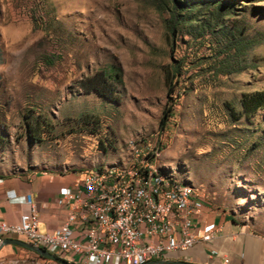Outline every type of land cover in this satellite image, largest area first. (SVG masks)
<instances>
[{
	"label": "rangeland",
	"instance_id": "obj_1",
	"mask_svg": "<svg viewBox=\"0 0 264 264\" xmlns=\"http://www.w3.org/2000/svg\"><path fill=\"white\" fill-rule=\"evenodd\" d=\"M181 1L0 0V175L129 163L150 143L165 175L264 235V108L242 102L264 91V0ZM110 66L120 101L80 86ZM3 249L0 264H58Z\"/></svg>",
	"mask_w": 264,
	"mask_h": 264
},
{
	"label": "built area",
	"instance_id": "obj_2",
	"mask_svg": "<svg viewBox=\"0 0 264 264\" xmlns=\"http://www.w3.org/2000/svg\"><path fill=\"white\" fill-rule=\"evenodd\" d=\"M130 148L129 163L79 171L60 189L55 202L70 213L55 230L43 233L40 206L31 194L21 196L29 209L18 223L0 218V242L15 235L75 264H160L185 259L222 232L206 218L203 189L160 169L159 148L136 141Z\"/></svg>",
	"mask_w": 264,
	"mask_h": 264
},
{
	"label": "crops",
	"instance_id": "obj_3",
	"mask_svg": "<svg viewBox=\"0 0 264 264\" xmlns=\"http://www.w3.org/2000/svg\"><path fill=\"white\" fill-rule=\"evenodd\" d=\"M76 173L35 171L30 174L0 175L3 179L0 182V218L18 223L21 214L29 209V205L22 202L20 197L31 194L40 206L41 222L46 229H57L67 220L70 207L58 205L55 199L62 187L72 185ZM205 215L209 221L221 225L223 230L210 242L190 249L185 259L198 263L264 264V235L212 206L206 208ZM6 246H10L11 250L18 248L16 245ZM213 250L218 255L213 256Z\"/></svg>",
	"mask_w": 264,
	"mask_h": 264
},
{
	"label": "trees",
	"instance_id": "obj_4",
	"mask_svg": "<svg viewBox=\"0 0 264 264\" xmlns=\"http://www.w3.org/2000/svg\"><path fill=\"white\" fill-rule=\"evenodd\" d=\"M170 1L176 6L182 3L181 0H170ZM121 82H122L121 70L116 68L115 66H110V67H105L103 69H99L96 73L86 76L84 79L80 81V86L85 92H97L109 100L120 101L121 95L118 90V87ZM173 92L174 89L170 85L168 93L173 94ZM242 102L245 107V112L253 113L258 109H262L264 108V91L245 93L243 95ZM173 107H174L173 102L169 101V103L164 108L159 123V127L161 130H164L166 128L169 118L172 115ZM26 250L30 252H34L29 249ZM34 253L37 254L42 259H47L45 257H42L36 252Z\"/></svg>",
	"mask_w": 264,
	"mask_h": 264
},
{
	"label": "water",
	"instance_id": "obj_5",
	"mask_svg": "<svg viewBox=\"0 0 264 264\" xmlns=\"http://www.w3.org/2000/svg\"><path fill=\"white\" fill-rule=\"evenodd\" d=\"M6 245H16V246H20V247L29 249L31 251L38 253L42 257H45L49 260H53L59 264H75L73 262L68 261L67 259H64V258L48 251L47 249H45L41 246L35 245L33 243H30V242L23 240L21 238H18V237H5L4 239H2V241L0 242V250ZM156 262H158L160 264H217V263H198V262L190 261V260H186V259L157 260Z\"/></svg>",
	"mask_w": 264,
	"mask_h": 264
}]
</instances>
